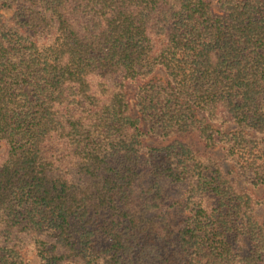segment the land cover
Masks as SVG:
<instances>
[{
  "label": "trees",
  "instance_id": "1",
  "mask_svg": "<svg viewBox=\"0 0 264 264\" xmlns=\"http://www.w3.org/2000/svg\"><path fill=\"white\" fill-rule=\"evenodd\" d=\"M1 146L0 264H264V0H0Z\"/></svg>",
  "mask_w": 264,
  "mask_h": 264
},
{
  "label": "rangeland",
  "instance_id": "2",
  "mask_svg": "<svg viewBox=\"0 0 264 264\" xmlns=\"http://www.w3.org/2000/svg\"><path fill=\"white\" fill-rule=\"evenodd\" d=\"M209 1L213 4L214 8H216V5H217L218 0H209ZM155 76L157 78H160L162 80H165V76H164V74L161 71H158ZM149 143H152V141L149 142ZM3 150H4V148L1 146L0 147V153L3 152ZM258 192H259V194H264V189H259Z\"/></svg>",
  "mask_w": 264,
  "mask_h": 264
}]
</instances>
